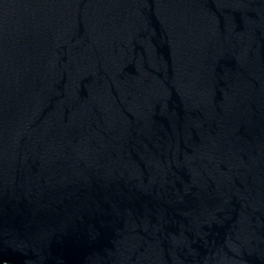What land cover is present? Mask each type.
<instances>
[{
    "label": "water",
    "instance_id": "water-1",
    "mask_svg": "<svg viewBox=\"0 0 264 264\" xmlns=\"http://www.w3.org/2000/svg\"><path fill=\"white\" fill-rule=\"evenodd\" d=\"M0 264H264V0H0Z\"/></svg>",
    "mask_w": 264,
    "mask_h": 264
}]
</instances>
